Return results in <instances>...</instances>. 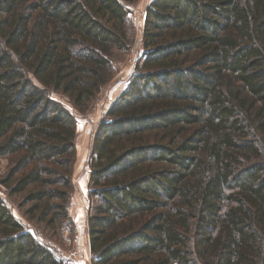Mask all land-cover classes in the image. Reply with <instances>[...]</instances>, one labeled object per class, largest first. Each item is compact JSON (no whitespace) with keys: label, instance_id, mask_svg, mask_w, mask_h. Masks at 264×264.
Masks as SVG:
<instances>
[{"label":"trees","instance_id":"obj_1","mask_svg":"<svg viewBox=\"0 0 264 264\" xmlns=\"http://www.w3.org/2000/svg\"><path fill=\"white\" fill-rule=\"evenodd\" d=\"M140 0H0V264H72L76 117L134 46ZM89 155L91 264H264V0H154ZM36 228V229H35Z\"/></svg>","mask_w":264,"mask_h":264},{"label":"rangeland","instance_id":"obj_2","mask_svg":"<svg viewBox=\"0 0 264 264\" xmlns=\"http://www.w3.org/2000/svg\"><path fill=\"white\" fill-rule=\"evenodd\" d=\"M152 1L154 0H140L129 8L131 20L135 28L134 46L131 53L117 65L114 80L103 89L97 102L89 111L82 114L74 108L67 97L60 93H52V99L62 104L76 117L78 122L76 139L77 163L73 177L74 190L69 209L70 216L75 225V232L72 233L68 230L50 232L46 230L41 240L66 261H68L69 255L72 252H78L79 258L71 262L72 264H91L86 220L87 211L91 206L88 198L91 171L89 167V155L91 153L93 137L103 118L121 95L122 91L128 86L134 73L135 65L144 54L142 32L145 22V9ZM7 166L8 161L0 159V177L6 174ZM0 196L14 216L34 232L33 225L24 215L25 210L19 208L21 203L20 198L10 199L2 187H0Z\"/></svg>","mask_w":264,"mask_h":264},{"label":"built area","instance_id":"obj_3","mask_svg":"<svg viewBox=\"0 0 264 264\" xmlns=\"http://www.w3.org/2000/svg\"><path fill=\"white\" fill-rule=\"evenodd\" d=\"M78 258H79V253L76 252V251H74V252H72V253L69 255L68 261H69V262H73V261H75V260H78Z\"/></svg>","mask_w":264,"mask_h":264}]
</instances>
